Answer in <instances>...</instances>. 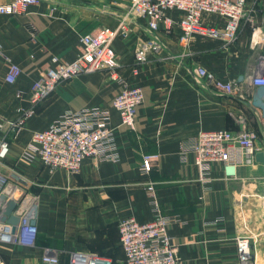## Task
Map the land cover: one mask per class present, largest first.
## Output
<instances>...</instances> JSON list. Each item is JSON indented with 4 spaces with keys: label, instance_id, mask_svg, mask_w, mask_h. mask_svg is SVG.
I'll use <instances>...</instances> for the list:
<instances>
[{
    "label": "crops",
    "instance_id": "0c3cea01",
    "mask_svg": "<svg viewBox=\"0 0 264 264\" xmlns=\"http://www.w3.org/2000/svg\"><path fill=\"white\" fill-rule=\"evenodd\" d=\"M257 7L256 19L264 29V3L257 1ZM128 9V0H39L24 13L0 14L2 54L20 68L8 83V62L0 60V122L32 107L30 87L51 66L52 56L73 60L81 35L115 27ZM130 19V33L112 43L122 82L111 81L105 70L75 75L34 105L20 129H0V140L9 143L0 161V173L8 179L2 193L17 201L14 214H29L36 227L32 244L0 240V264H46L44 248L57 251V264H70L74 251L95 252L119 264L124 259L119 220L133 216L144 222L156 215L173 219L168 232L180 264H234L240 237L249 240V263L264 264V157L256 156H264V113L252 106L256 86L248 80L264 44L252 46L251 28L243 23L233 42L192 36L182 45L174 25L162 29V47L137 63L135 47L149 33L144 20ZM197 66L221 81H235L240 93H224L207 78H197ZM123 85H138L143 94L133 130L121 125L111 108ZM92 105L110 111L117 160L88 157L71 174L26 154L33 131L46 128L65 110ZM223 128L253 131L255 152L236 166L233 176L225 175L222 163H214L212 180L203 186L192 155L182 161L179 147L200 130ZM144 154L151 160L147 172L141 167ZM147 185L154 188L153 199Z\"/></svg>",
    "mask_w": 264,
    "mask_h": 264
},
{
    "label": "built area",
    "instance_id": "2783aa9c",
    "mask_svg": "<svg viewBox=\"0 0 264 264\" xmlns=\"http://www.w3.org/2000/svg\"><path fill=\"white\" fill-rule=\"evenodd\" d=\"M257 1L264 3V0H251L250 4L249 0H128V13L118 20L115 27H103L80 36V52L73 60L60 61L56 56L51 57V66L30 87L29 100L32 107L25 111L18 109L19 116L14 120L0 122V129H20L26 118L33 113L34 105L49 96L61 81L75 75L105 70L111 81L122 82L112 43L118 36L130 33V16L144 20L149 33V38L138 41L134 50L135 61L143 63L152 52L162 47V29L167 31L174 25L179 28L178 40L182 45H187L192 36L233 42L243 23L251 28V45L264 44V29L256 19ZM38 2L39 0H10L0 4V14L24 13ZM211 16L218 17L220 23L212 20ZM2 59L8 62L5 81L13 83L20 68L3 56L0 45V60ZM194 74L197 78H207L224 93H240L235 81L216 79L212 72L202 66H197ZM248 80L253 86H264V53L258 55ZM142 101L143 94L138 85H123L117 91L112 98L111 108L118 113L121 125L130 130L135 128L136 108ZM110 118V111L101 106L65 110L46 128L32 132L26 154L39 156L49 169L61 168L71 174L78 173L83 160L88 157L115 161L118 159V149L115 128L111 125ZM255 138L256 134L246 129L236 132L225 128L200 130L188 142L180 145L179 156L185 161L187 154L192 155L198 180L203 186H207L212 180L213 164L222 163L225 175L233 176L236 166L243 164L246 157L255 152ZM8 150L9 143L0 140V161L6 157ZM150 165V156L142 155V169L147 172ZM7 183V177L0 173V194ZM146 188L148 196L153 199V186L147 185ZM31 221L29 214H22L17 233L12 232L9 224L0 222V240L32 244L36 227ZM172 222L173 219L165 215H156L144 222L133 216L120 219L118 231L124 259L119 264H180L176 246L168 232ZM249 247L246 237L236 239L237 261L234 264H250ZM41 260L46 264H57L58 253L52 248H44ZM69 262L113 264L107 256L80 251L71 252Z\"/></svg>",
    "mask_w": 264,
    "mask_h": 264
},
{
    "label": "water",
    "instance_id": "95a60500",
    "mask_svg": "<svg viewBox=\"0 0 264 264\" xmlns=\"http://www.w3.org/2000/svg\"><path fill=\"white\" fill-rule=\"evenodd\" d=\"M252 106L261 109L264 113V86H256L252 94ZM256 156L264 157L263 153L258 152ZM4 204L0 209V222L6 223L11 226L13 233H17L19 230L20 216L14 214V210L17 206V201L14 199H7L5 193L0 194V204ZM33 224V222L31 221Z\"/></svg>",
    "mask_w": 264,
    "mask_h": 264
}]
</instances>
